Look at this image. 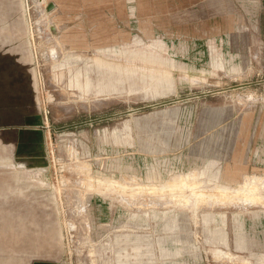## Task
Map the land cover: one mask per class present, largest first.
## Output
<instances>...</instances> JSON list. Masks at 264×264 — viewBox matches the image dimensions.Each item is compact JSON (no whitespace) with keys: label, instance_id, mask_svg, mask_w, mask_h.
<instances>
[{"label":"rangeland","instance_id":"1","mask_svg":"<svg viewBox=\"0 0 264 264\" xmlns=\"http://www.w3.org/2000/svg\"><path fill=\"white\" fill-rule=\"evenodd\" d=\"M0 264H264V0H0Z\"/></svg>","mask_w":264,"mask_h":264},{"label":"crops","instance_id":"2","mask_svg":"<svg viewBox=\"0 0 264 264\" xmlns=\"http://www.w3.org/2000/svg\"><path fill=\"white\" fill-rule=\"evenodd\" d=\"M36 131H33L32 129L27 130H21L19 135V141L18 145L21 147H28L29 145H32V143H28V141H31L30 139H27V136L34 134ZM33 146V145H32ZM38 148V145H37Z\"/></svg>","mask_w":264,"mask_h":264},{"label":"bare ground","instance_id":"3","mask_svg":"<svg viewBox=\"0 0 264 264\" xmlns=\"http://www.w3.org/2000/svg\"><path fill=\"white\" fill-rule=\"evenodd\" d=\"M246 86L240 87L239 89L245 88ZM252 183L249 184V190L245 193L246 195H251V196H255L254 191L251 188Z\"/></svg>","mask_w":264,"mask_h":264},{"label":"water","instance_id":"4","mask_svg":"<svg viewBox=\"0 0 264 264\" xmlns=\"http://www.w3.org/2000/svg\"><path fill=\"white\" fill-rule=\"evenodd\" d=\"M235 89H239V87H236ZM161 106V105H160ZM158 107V106H157ZM138 111H129L128 113H125L123 115H134L135 113H137ZM29 128V127H28ZM27 127H24L22 130H27Z\"/></svg>","mask_w":264,"mask_h":264}]
</instances>
